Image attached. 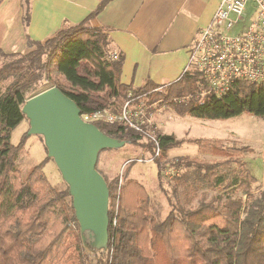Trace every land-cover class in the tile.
Returning a JSON list of instances; mask_svg holds the SVG:
<instances>
[{
    "label": "trees",
    "instance_id": "obj_1",
    "mask_svg": "<svg viewBox=\"0 0 264 264\" xmlns=\"http://www.w3.org/2000/svg\"><path fill=\"white\" fill-rule=\"evenodd\" d=\"M25 2L27 26L30 7ZM91 18L65 23L43 42L28 38L25 53L0 50V264H264V191L254 193L258 179L241 160L248 147L229 146L222 139H189L201 155L221 159H176L172 165L183 172L174 179V194L180 189L183 198L173 202L160 167L169 151L184 141L159 134L162 155L153 163L171 211L158 222L151 218L143 184L134 179L120 184L119 176L106 181L109 240L102 249L83 240L69 189L57 193L42 164L26 173L18 167L23 142L12 144L11 134L26 119L23 106L53 87L71 98L81 114L102 109L120 113L132 94L181 117L225 121L246 114L264 119V83L238 81L216 96L205 93V81L194 67L167 86L121 83L124 55L118 52L117 59L112 58L107 30L93 27ZM43 84L46 89L38 92ZM97 126L107 136L154 155V144L126 126Z\"/></svg>",
    "mask_w": 264,
    "mask_h": 264
},
{
    "label": "crops",
    "instance_id": "obj_2",
    "mask_svg": "<svg viewBox=\"0 0 264 264\" xmlns=\"http://www.w3.org/2000/svg\"><path fill=\"white\" fill-rule=\"evenodd\" d=\"M27 1L30 21L26 26L25 0H0L1 51L25 52L28 38L43 42L65 23L81 24L92 16L89 23L107 30L114 52L124 55L121 83L141 87L149 81L167 86L181 78L189 68V51L197 32L212 22L223 0ZM178 139L184 141L183 146L199 138Z\"/></svg>",
    "mask_w": 264,
    "mask_h": 264
},
{
    "label": "rangeland",
    "instance_id": "obj_3",
    "mask_svg": "<svg viewBox=\"0 0 264 264\" xmlns=\"http://www.w3.org/2000/svg\"><path fill=\"white\" fill-rule=\"evenodd\" d=\"M248 9L251 10V6ZM234 32L236 33L237 29ZM46 87V84L41 85L38 92L44 91ZM145 102L141 101V103H144L143 105H145ZM146 105L149 106V104ZM154 108L156 109L150 108L149 110L150 112L155 110L154 120L158 135L166 132L174 135L177 139L184 138V140L187 136L199 139L222 138L229 146L248 147L249 151L241 155V160L247 163L258 179V182L254 185V193L258 194L260 191H264V119L245 114L225 121H210L178 116L171 108L159 103ZM29 130L30 122L26 118L11 134L12 144L19 145L23 142V149L17 160L18 167L26 173L31 167L42 164L43 172L52 188L57 193L65 192L69 189V186L63 179L54 160L48 156L44 137L37 134L29 135ZM186 156L190 158L198 157L207 161L221 159L201 155L198 152L197 145L187 141L182 147L171 149L166 159L169 163H173L176 159ZM148 157L149 154L146 149L127 143L117 150H102L98 157L97 170L108 183L113 182L119 176L120 181L122 180L121 184L126 179H134L143 184L150 196L151 218L162 222L171 211V202L160 189L156 164L129 162L130 159H147ZM163 180H165L164 188L168 190L172 201L178 202L179 200L181 202L183 198L181 196L182 191L179 189L177 196L174 194V185H176L174 179L166 180L163 178ZM208 194L209 197H212L214 192L209 191ZM84 238L90 239L89 234L85 233Z\"/></svg>",
    "mask_w": 264,
    "mask_h": 264
},
{
    "label": "built area",
    "instance_id": "obj_4",
    "mask_svg": "<svg viewBox=\"0 0 264 264\" xmlns=\"http://www.w3.org/2000/svg\"><path fill=\"white\" fill-rule=\"evenodd\" d=\"M189 54L188 69L194 67L200 72L207 87L205 93L222 96L238 81L264 83V0H223L212 22L197 32ZM117 57L114 52L112 58ZM141 101L144 100L129 94L120 113L102 109L80 116L84 122L96 126L124 125L153 143L152 157L129 161L153 163L161 157L162 148L154 120L156 113L149 109H156L158 103L148 106ZM160 172L164 179L173 180L183 170L164 159Z\"/></svg>",
    "mask_w": 264,
    "mask_h": 264
},
{
    "label": "water",
    "instance_id": "obj_5",
    "mask_svg": "<svg viewBox=\"0 0 264 264\" xmlns=\"http://www.w3.org/2000/svg\"><path fill=\"white\" fill-rule=\"evenodd\" d=\"M23 113L30 122L29 135L44 137L48 156L69 186L82 234H89L92 247L106 248L109 188L96 165L102 150L118 149L126 142L84 122L77 104L57 87L28 100Z\"/></svg>",
    "mask_w": 264,
    "mask_h": 264
}]
</instances>
